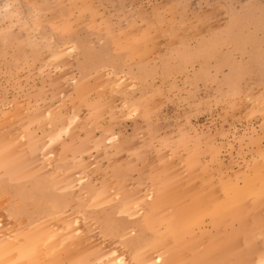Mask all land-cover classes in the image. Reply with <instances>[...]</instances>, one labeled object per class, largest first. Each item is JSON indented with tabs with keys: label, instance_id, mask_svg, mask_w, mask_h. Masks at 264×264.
I'll use <instances>...</instances> for the list:
<instances>
[{
	"label": "rangeland",
	"instance_id": "1",
	"mask_svg": "<svg viewBox=\"0 0 264 264\" xmlns=\"http://www.w3.org/2000/svg\"><path fill=\"white\" fill-rule=\"evenodd\" d=\"M0 264H264V0H0Z\"/></svg>",
	"mask_w": 264,
	"mask_h": 264
}]
</instances>
